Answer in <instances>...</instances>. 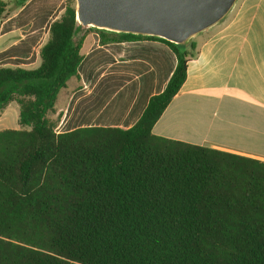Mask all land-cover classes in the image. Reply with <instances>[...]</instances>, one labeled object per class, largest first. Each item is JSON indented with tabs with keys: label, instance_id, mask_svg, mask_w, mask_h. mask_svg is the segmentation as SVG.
Returning <instances> with one entry per match:
<instances>
[{
	"label": "trees",
	"instance_id": "16d2710c",
	"mask_svg": "<svg viewBox=\"0 0 264 264\" xmlns=\"http://www.w3.org/2000/svg\"><path fill=\"white\" fill-rule=\"evenodd\" d=\"M28 1L0 0V23ZM75 3L50 24L38 67H0V117L15 102L21 126L0 130V264H264V161L153 134L196 43L83 29ZM90 31L102 45L161 41L177 65L133 127L57 133Z\"/></svg>",
	"mask_w": 264,
	"mask_h": 264
},
{
	"label": "crops",
	"instance_id": "0c3cea01",
	"mask_svg": "<svg viewBox=\"0 0 264 264\" xmlns=\"http://www.w3.org/2000/svg\"><path fill=\"white\" fill-rule=\"evenodd\" d=\"M63 1L29 0L12 11L0 23V44H25L22 28L29 24L34 35L26 44H35L42 30L47 41ZM46 41L38 49L39 64ZM192 41L196 57L188 62L187 79L153 134L264 161V0H239L221 24ZM81 52V79L70 80L56 102L57 133L133 127L150 98L165 90L177 65L175 53L161 41L102 45L95 31L86 34ZM7 124L1 115L0 130L10 129Z\"/></svg>",
	"mask_w": 264,
	"mask_h": 264
},
{
	"label": "water",
	"instance_id": "95a60500",
	"mask_svg": "<svg viewBox=\"0 0 264 264\" xmlns=\"http://www.w3.org/2000/svg\"><path fill=\"white\" fill-rule=\"evenodd\" d=\"M239 0H75L76 24L188 45L221 24Z\"/></svg>",
	"mask_w": 264,
	"mask_h": 264
},
{
	"label": "rangeland",
	"instance_id": "374dc122",
	"mask_svg": "<svg viewBox=\"0 0 264 264\" xmlns=\"http://www.w3.org/2000/svg\"><path fill=\"white\" fill-rule=\"evenodd\" d=\"M41 1L38 2L40 4ZM8 9H12L15 0H8ZM57 2H55V5ZM76 5V3H75ZM65 9V0L63 1L61 8L58 10L56 15L63 13ZM45 12V11H44ZM61 13V14H62ZM42 27L38 28L41 29ZM24 31V40L25 44H0V66H21L26 68L36 67L39 64L38 60V49L46 41L47 33L46 30H42L40 37L35 44H26L30 43L34 33L32 34L31 24L22 28ZM27 31V32H25ZM31 32V33H30ZM13 39L9 43H13ZM67 90L63 91L60 95L57 105H60V100L62 99L63 94ZM5 119H7V127L10 129H20L19 125V105L15 102L11 103L6 110L3 112ZM7 116V117H6Z\"/></svg>",
	"mask_w": 264,
	"mask_h": 264
}]
</instances>
